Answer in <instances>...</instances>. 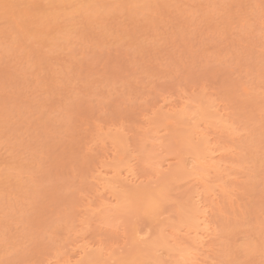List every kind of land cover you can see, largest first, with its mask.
I'll return each instance as SVG.
<instances>
[{
    "label": "rangeland",
    "instance_id": "1",
    "mask_svg": "<svg viewBox=\"0 0 264 264\" xmlns=\"http://www.w3.org/2000/svg\"><path fill=\"white\" fill-rule=\"evenodd\" d=\"M89 1L0 5V264H264V0Z\"/></svg>",
    "mask_w": 264,
    "mask_h": 264
},
{
    "label": "bare ground",
    "instance_id": "2",
    "mask_svg": "<svg viewBox=\"0 0 264 264\" xmlns=\"http://www.w3.org/2000/svg\"><path fill=\"white\" fill-rule=\"evenodd\" d=\"M3 1H5V0H0V5H2V6H4L3 5ZM12 1V0H11ZM15 1V0H14ZM55 1V0H54ZM57 1H60V0H57ZM64 1V0H63ZM90 1H92V0H90ZM89 1V3H93V2H90ZM93 1H95V0H93ZM64 3V2H63ZM88 3V4H89ZM145 3H148L147 1L145 2ZM145 3H144V5H143V8L145 7ZM49 4V3H48ZM92 5V4H91ZM151 5V4H150ZM8 6V5H7ZM50 6V5H49ZM88 6V5H87ZM120 6V5H119ZM126 6V5H125ZM133 5H131L130 7H132ZM147 6V5H146ZM148 6H149V4H148ZM79 7V6H78ZM81 8L83 7L84 9L85 8H87L88 9V7H86V5H85V7H84V4L82 5V6H80ZM129 7V8H130ZM125 8V7H124ZM128 7H126V9H127ZM133 8V7H132ZM131 8V9H132ZM134 8H136V7H134ZM138 8V7H137ZM83 9V10H84ZM19 10V9H18ZM17 10V11H18ZM82 10V9H81ZM86 10V9H85ZM17 11H15V12H17ZM20 12H22V10H19ZM15 12H13V14H15ZM20 12H18V15L20 14V15H22ZM95 12V11H94ZM8 13V12H7ZM94 15V14H93ZM21 17V16H20ZM17 23V22H16ZM19 26V25H18ZM25 26V25H24ZM36 30V29H35ZM198 103V102H197ZM195 105V104H194ZM198 105V104H197ZM205 106V105H204ZM211 106V105H210ZM196 108H197V106H196ZM200 108V107H199ZM205 108V107H204ZM188 109V108H187ZM186 109V110H187ZM203 109V108H202ZM186 110H183V111H181L180 112V114L178 115L179 117H180V115H183V114H185L187 111ZM190 111V110H189ZM188 111V112H189ZM198 112H200V110L198 109L197 110ZM204 111H205V109H204ZM178 112V111H177ZM209 112V111H208ZM192 113V112H191ZM190 113V114H191ZM202 113V112H201ZM206 113V112H205ZM204 113V114H205ZM187 114V113H186ZM189 114V113H188ZM203 114V115H204ZM195 115V114H194ZM193 115V116H194ZM198 115H200V113L198 114ZM187 116V115H186ZM189 116V115H188ZM193 116H191V117H193ZM204 116H206V115H204ZM211 116V115H210ZM166 117V116H165ZM196 117V116H195ZM168 118V117H167ZM174 118V117H173ZM176 118H177V114H176ZM199 118V117H198ZM162 119V118H161ZM178 119V118H177ZM183 119V118H182ZM165 120V119H164ZM167 120V119H166ZM176 120V119H175ZM179 120L181 121V119L179 118ZM178 122V121H177ZM190 126V125H189ZM194 128V127H193ZM188 131H189V129H188ZM201 131V130H200ZM200 131H198V132H200ZM192 133V132H191ZM197 136V135H196ZM195 136V137H196ZM200 136V135H199ZM114 137V136H113ZM183 137H184V135H183ZM186 137H190L189 136V134H188V136H186L185 135V137L184 138H186ZM204 137H205V135H204ZM181 138H182V136H181ZM201 137H199V138H197L198 139V141H202V146H201V144L198 146V144L197 143H199L198 141L197 142H195V144H193V145H195V146H193L192 144H189L190 143V138H188V141H186V139H185V141L186 142H188V143H186V144H188V146L189 147H191V151L193 150V154H195V156L196 157H194V158H197L196 159V161L198 160L199 161V158L201 159V160H203L202 162L200 161V163H201V165L200 166H202V168H200V169H202L201 170V172H199L198 174H201V177H198L197 178V180H198V183H203V181L205 182V178H203L204 177V172H207V170H208V172H209V169L211 170V167H214L215 169H217L216 167V164H218V162L217 163H215V162H211L210 160V158L212 157V156H210L211 154H212V149H211V146L209 145V143L207 142V141H203L202 139L203 138H201ZM207 138V137H206ZM196 139V140H197ZM193 141V140H192ZM210 142V141H209ZM212 145V144H211ZM197 146L199 147V148H197ZM201 148V149H200ZM208 148H209V152L207 151L208 150ZM202 150L204 151V150H206V153H207V155H209L210 157H209V159L207 158H205V155L203 156L202 155ZM210 150H212L211 152H210ZM198 152L197 154L196 153H194V152ZM201 154V155H200ZM204 154V153H203ZM192 160V159H191ZM194 160V159H193ZM213 160V159H212ZM160 163V162H159ZM190 163H192L191 161H190ZM161 164V163H160ZM198 164V163H197ZM196 165V164H195ZM114 166V165H113ZM219 166H220V164H219ZM218 166V167H219ZM115 167V169H117L118 167H116V166H114ZM130 167V166H129ZM195 167V166H194ZM119 169V168H118ZM127 169V170H126ZM125 169V172L123 173V175L117 170V172L116 173H113V176H108L107 177V175L105 176V174L103 175V173H102V175H100L99 174V177H98V180H100L101 181V188L103 189V191L105 190L106 192H108V193H110L111 195H114L115 193V195H117V199L120 197V199L122 198V200L123 201H125V202H127V204L126 205H130V207L132 208V206H138V208L140 207V208H143L144 210H146L147 208L150 210V208H151V210H153V211H155V212H153V211H151V215H152V212L153 213H156V212H158V210H156L157 209V207H158V205H157V200H158V196L161 194H159L158 192H155V193H153V192H151V191H146L142 186L140 187V186H136L135 184V182L134 181H136L135 180V175H134V177H133V171H132V168L130 167V168H126ZM214 169V170H215ZM217 170H219V169H217ZM195 171V170H194ZM215 172V171H214ZM106 173V172H105ZM216 173V172H215ZM107 174V173H106ZM115 174V175H114ZM122 175V179H121V177H118V175ZM117 175V176H116ZM205 175H206V173H205ZM117 178H116V177ZM205 177H207V176H205ZM96 178V177H95ZM208 178V177H207ZM134 179V180H133ZM99 181V182H100ZM201 181V182H200ZM97 182V181H96ZM99 182H97L98 184H99ZM132 183H135V184H132ZM97 184V185H98ZM131 185V186H130ZM132 185H134V186H132ZM144 186V185H143ZM161 189H163V188H161ZM155 191V190H154ZM160 191V190H159ZM160 192H162V190L160 191ZM195 197H196V201L195 200H193V203H194V207H195V209L197 208H200V206H199V196H200V192L196 189L195 191ZM158 193V194H157ZM114 195V196H115ZM162 196V195H161ZM108 198V197H107ZM192 198H193V196H192ZM119 199V200H120ZM121 202V201H120ZM121 203H123V202H121ZM120 203V204H121ZM124 204V203H123ZM123 204L122 205H119V207H120V209H123V207L124 208H128L126 205L125 206H123ZM118 205V204H117ZM132 205V206H131ZM191 206H192V204H191ZM122 207V208H121ZM116 208L118 209V206H116ZM137 208V207H136ZM192 208V207H191ZM112 209V208H111ZM147 209V210H148ZM194 209V208H193ZM124 210V209H123ZM138 210V209H137ZM148 210V211H149ZM188 210V209H187ZM125 211V210H124ZM147 211V212H148ZM190 211V210H189ZM192 211V210H191ZM115 212H117V211H115ZM127 212H129V211H127ZM204 212H205V210L204 209H201L200 210V212L199 213H201V215L200 214H198L197 216L195 215V216H193V215H191V214H189V213H187V214H189V215H186V214H184V215H182L181 213V215L183 216V217H181L182 219H183V221H185V223L186 224H188V226L189 225H191V227L193 226V225H196V223H197V225H199L198 223V221H201L202 223H203V226H205L206 227V225H207V223H206V218L204 217ZM103 214L104 213H106V212H102ZM149 213V212H148ZM195 213V212H194ZM108 214V213H107ZM106 215V214H105ZM101 216H102V220H103V216L104 215H102L101 214ZM100 216V217H101ZM110 216V215H109ZM105 220V219H104ZM195 223V224H194ZM196 225V226H197ZM194 229H195V227H193ZM158 233H160V232H158ZM163 234H157L156 235V237L155 238H153L154 240L152 241V246H154V245H157V244H159V245H164L165 244V240L163 239V237H161ZM207 235V234H206ZM206 235H203V236H201V235H198V232L197 231H195V234L193 235V241H196L197 239H198V241L199 242H201V241H203V238L206 236ZM138 236V235H137ZM131 237H133V236H131ZM135 239H136V237H135ZM146 239V238H145ZM167 243V242H166ZM151 246V247H152ZM82 247V246H81ZM88 247L87 246H83L81 249H80V251H79V256L78 257H81V258H79L78 260H80L78 263L77 262H74V264H89V263H91V262H89L90 260H92L93 258H95V256H96V254H87V255H81V253L83 254H85V252L87 253V251H88V249H87ZM184 248V247H183ZM148 249V248H147ZM79 250V249H78ZM87 250V251H86ZM184 250H186V249H184ZM178 251V250H177ZM96 252V251H95ZM81 255V256H80ZM68 258V257H67ZM70 258V257H69ZM130 258H132V257H130ZM72 259V258H71ZM82 260V261H81ZM66 262V261H65ZM70 262L71 261H67L66 263L68 264H70ZM118 263L119 264H137L136 263V261L134 260V258L133 259H129V257H127V258H120L119 259V261H118ZM176 263V262H175ZM64 264V263H63ZM94 264H97V263H94Z\"/></svg>",
    "mask_w": 264,
    "mask_h": 264
}]
</instances>
